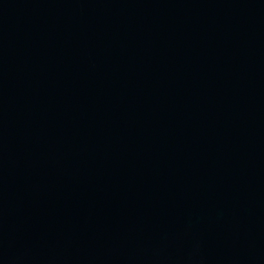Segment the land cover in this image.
<instances>
[{"label":"water","instance_id":"1","mask_svg":"<svg viewBox=\"0 0 264 264\" xmlns=\"http://www.w3.org/2000/svg\"><path fill=\"white\" fill-rule=\"evenodd\" d=\"M0 264H264V0H0Z\"/></svg>","mask_w":264,"mask_h":264}]
</instances>
